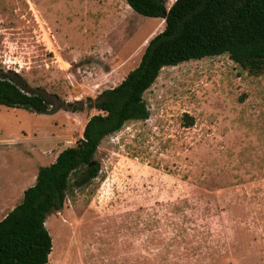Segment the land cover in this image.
<instances>
[{
	"label": "rangeland",
	"instance_id": "374dc122",
	"mask_svg": "<svg viewBox=\"0 0 264 264\" xmlns=\"http://www.w3.org/2000/svg\"><path fill=\"white\" fill-rule=\"evenodd\" d=\"M164 28L128 0H0V70L55 108L0 105V220ZM144 97L150 117L106 136L99 176L76 187L73 173L48 215L49 264H264V72L193 59Z\"/></svg>",
	"mask_w": 264,
	"mask_h": 264
},
{
	"label": "trees",
	"instance_id": "16d2710c",
	"mask_svg": "<svg viewBox=\"0 0 264 264\" xmlns=\"http://www.w3.org/2000/svg\"><path fill=\"white\" fill-rule=\"evenodd\" d=\"M139 14L165 19L140 63L118 85L103 90L88 103L92 115L75 145L64 148L49 165L39 168L36 182L23 200L0 220V264H49L53 238L48 215L65 205L71 176L83 187L99 176L96 159L103 139L133 120L150 117L144 97L166 66L228 54L251 73L264 72V0H128ZM166 11H168L166 13ZM0 105L54 112L42 92H32L0 70ZM193 118L189 119V125Z\"/></svg>",
	"mask_w": 264,
	"mask_h": 264
},
{
	"label": "bare ground",
	"instance_id": "6f19581e",
	"mask_svg": "<svg viewBox=\"0 0 264 264\" xmlns=\"http://www.w3.org/2000/svg\"><path fill=\"white\" fill-rule=\"evenodd\" d=\"M163 20L165 21L164 18H163ZM54 242H55V238H54ZM54 262H55V260H53V252H52V254L50 256V264H54ZM55 264H57V263L55 262Z\"/></svg>",
	"mask_w": 264,
	"mask_h": 264
},
{
	"label": "water",
	"instance_id": "95a60500",
	"mask_svg": "<svg viewBox=\"0 0 264 264\" xmlns=\"http://www.w3.org/2000/svg\"><path fill=\"white\" fill-rule=\"evenodd\" d=\"M168 11H166V13H167Z\"/></svg>",
	"mask_w": 264,
	"mask_h": 264
}]
</instances>
